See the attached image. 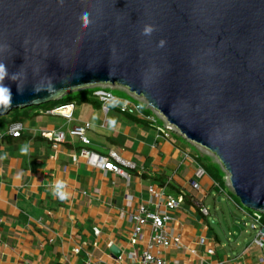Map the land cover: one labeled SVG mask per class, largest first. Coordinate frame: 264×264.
I'll list each match as a JSON object with an SVG mask.
<instances>
[{
  "label": "water",
  "instance_id": "obj_1",
  "mask_svg": "<svg viewBox=\"0 0 264 264\" xmlns=\"http://www.w3.org/2000/svg\"><path fill=\"white\" fill-rule=\"evenodd\" d=\"M0 65L12 93L0 115L123 85L215 154L240 201L264 212V0H0Z\"/></svg>",
  "mask_w": 264,
  "mask_h": 264
},
{
  "label": "crops",
  "instance_id": "obj_2",
  "mask_svg": "<svg viewBox=\"0 0 264 264\" xmlns=\"http://www.w3.org/2000/svg\"><path fill=\"white\" fill-rule=\"evenodd\" d=\"M111 89L126 95L115 94L117 99L108 106V112L94 94L83 101H71L73 109H65L72 112L71 118L52 112L57 107H28L15 114L10 111L0 115V264H87V252L95 260L101 258L111 264L112 252L107 247L110 240L123 252H142L145 240L132 244L134 222L130 213L149 199L150 184L166 187L174 195L186 193L180 207L171 211L173 220L168 224L173 239H179L183 246L162 248L165 264H264V249L254 239H246L248 230L230 228L225 236L218 234L211 227L209 216L192 199L196 197L205 204L213 189L222 192L229 188L220 162L175 130L169 136L161 133L157 127L164 120L149 105L141 102L139 111H121L125 100L140 101L124 89ZM16 121L25 125L18 137L9 132L10 124ZM86 123L90 124L89 144L67 134L55 148L53 140L43 134L53 130L68 132ZM24 144L30 145L28 155L20 154ZM83 147L101 154L116 150L143 166L144 172L129 169L131 178L127 180L120 174L90 166L84 157L74 161L73 154ZM213 163L217 168L206 171V166ZM199 167L204 168L205 174L199 179L201 189L197 190L191 180L196 179ZM220 174L224 184L219 182ZM56 181L65 183L71 194L68 200L61 202L52 196L51 186ZM128 194L133 196L131 201ZM241 208L250 215L253 227L254 212ZM217 223H221L219 218ZM247 225L245 220L244 226ZM95 226L101 229L99 235L94 232ZM151 233L152 228L146 226L145 238ZM200 237L206 238L205 244L199 242ZM76 245H82L80 254L72 252ZM209 247L214 248V254L207 252ZM123 264L139 263L126 260Z\"/></svg>",
  "mask_w": 264,
  "mask_h": 264
},
{
  "label": "built area",
  "instance_id": "obj_3",
  "mask_svg": "<svg viewBox=\"0 0 264 264\" xmlns=\"http://www.w3.org/2000/svg\"><path fill=\"white\" fill-rule=\"evenodd\" d=\"M102 84V83H100ZM98 84V85H100ZM111 86H101L94 92L102 102L103 109L108 112L109 105L116 101V95L113 93ZM131 92V91H130ZM132 93V92H131ZM148 103V102H147ZM141 102L133 103L130 100H125L120 110L123 112H134L139 111L141 108ZM148 105L152 107L149 103ZM74 103H69L66 105L59 106L52 110V112L65 115L69 118L72 117V112L65 111L66 108L71 107L73 109ZM152 109H154L152 107ZM162 117L165 116L160 113ZM163 119V118H162ZM90 124L76 125L69 129L68 132L64 130H53L44 131L43 134L49 139L53 140L54 147L57 148L60 142L65 141L67 134L71 136H78L83 144H89L90 138L87 135V130ZM25 125L21 121H16L10 124L9 132L11 135L18 137L21 136ZM161 133L165 136H169L170 132L178 128L176 125L170 123L168 119H164L163 125H158L157 127ZM178 132V131H177ZM182 134V132H179ZM184 135V134H182ZM185 136V135H184ZM186 137V136H185ZM80 157H84L87 163L97 169H102L105 171H112L114 173L124 176L127 180H130L131 174L129 169H135L139 173L144 172V167L139 166L136 162L123 157L116 150H110L106 154H101L95 150L88 147H83L80 152L73 154L72 158L74 161H78ZM205 174L203 167H199L196 171V179L191 180V185L197 189H201V183L199 181ZM149 199L147 201H142L135 211L130 213V219L134 222V229L131 234L132 244L138 240H145V247L143 251L138 253L135 250L123 252L121 254L115 255L112 251L113 263L111 264H123L126 260L129 262H137L139 264H165L166 260L161 255V249L170 246L181 247L183 244L179 239H173L172 234L168 229V224L173 220L172 210L180 207L185 199V191H181L180 194L174 195L168 193L166 187L157 186L155 184H150L148 186ZM128 200L131 201L133 196L128 194ZM195 203L200 208V211L206 215H210L209 208L198 198H192ZM254 224L253 228L256 230V235L254 237V243L264 249V224L262 223V212L254 211L253 214ZM150 226L152 228V233L149 238H145V227ZM94 232L96 235L101 233V229L97 226L94 227ZM1 241V240H0ZM199 242L201 244L206 243L205 237H200ZM115 245L113 240L107 243V247L111 248ZM194 252L196 250H193ZM74 254H80L82 252V245H76L72 248ZM209 254H214L215 250L212 247L207 249ZM87 264H106L103 259L95 260L93 255L89 252L86 253ZM214 264H223L221 261H217Z\"/></svg>",
  "mask_w": 264,
  "mask_h": 264
},
{
  "label": "rangeland",
  "instance_id": "obj_4",
  "mask_svg": "<svg viewBox=\"0 0 264 264\" xmlns=\"http://www.w3.org/2000/svg\"><path fill=\"white\" fill-rule=\"evenodd\" d=\"M93 85H95V84H93ZM100 85L101 86H111L112 88L124 89L127 92H129L130 94H132V96L137 98L140 102H143L144 104L148 105V103H147L148 101L144 98V96H137V94H135L133 92L131 93L129 91L130 89H128L127 87H125L123 85L110 84V83L109 84H103L102 83ZM90 87H94V86H91V85L81 86L78 88H74L70 91L74 92V91L83 90V89L90 88ZM153 110L156 114H158V116H160V117L162 116L159 111H157L156 109H153ZM162 118L164 120V119H166V116H165V118L164 117H162ZM176 130L178 132H181V130L179 128H177ZM185 138H187V137H185ZM189 141L193 142L197 146V148L198 147L201 148L200 150H202L203 153L210 154L213 159L219 161L218 157L215 154H213L210 150H208L207 148L203 147L201 144H199L195 141H191L190 139H189ZM220 164L222 165L221 162H220ZM225 172H226L227 184L229 185L230 184V180L228 179L229 174L226 170H225ZM220 196H221V199H219ZM205 205L210 210V215L208 217L209 223H210L211 227L213 228V230H216L218 232V234L225 236L224 233L228 232L230 228H232V230L235 228L237 231H239L240 229H243V231H244L246 229V230H248L247 233L244 234L246 239H248V241H251L252 239H254V237H255L254 233L256 230L251 225V222H252L251 217H250V215L246 214L242 210L241 207L245 208L246 210H253V209H250L249 207H247L246 205H244L240 201L239 197L235 193L231 184L229 185V188H227L226 190H222V192H218V190L213 189L206 196ZM218 218L220 219L221 223H217ZM245 220L248 222L247 226H244ZM235 222H238V224ZM213 230L211 229V235H212Z\"/></svg>",
  "mask_w": 264,
  "mask_h": 264
},
{
  "label": "trees",
  "instance_id": "obj_5",
  "mask_svg": "<svg viewBox=\"0 0 264 264\" xmlns=\"http://www.w3.org/2000/svg\"><path fill=\"white\" fill-rule=\"evenodd\" d=\"M98 89V86L97 87H92V88H86V89H83L81 91H74L72 93H68V94H64L63 96H61L60 98H51L49 100H46L44 102H40V103H37V104H31V105H28V106H25L24 108H21V107H17V108H14L12 110H10L9 112L10 113H17L18 111L20 110H23V109H26V108H37V107H44L46 109H50V108H55V107H58L60 105H64V104H68V103H71L72 100H85V99H88L89 97H92V95H94V92ZM113 93L117 94V95H126L124 92L122 91H119V90H116V89H112ZM207 168L206 171H213V168L216 169L217 168V165L216 164H211V165H207L206 166ZM219 176V182L220 184L221 183H225L224 181V176L223 174H220L218 175ZM252 212H254L255 210H250ZM262 223L264 224V212H262Z\"/></svg>",
  "mask_w": 264,
  "mask_h": 264
},
{
  "label": "clouds",
  "instance_id": "obj_6",
  "mask_svg": "<svg viewBox=\"0 0 264 264\" xmlns=\"http://www.w3.org/2000/svg\"><path fill=\"white\" fill-rule=\"evenodd\" d=\"M152 31V28H147L145 34ZM7 78V72L3 65H0V105L10 106L12 104L11 89L3 84V80ZM17 90L20 91L19 86ZM30 153V145L24 144L20 148L21 155H28ZM52 196L59 199L61 202L70 198V193L66 190V185L62 181H56L52 186Z\"/></svg>",
  "mask_w": 264,
  "mask_h": 264
},
{
  "label": "bare ground",
  "instance_id": "obj_7",
  "mask_svg": "<svg viewBox=\"0 0 264 264\" xmlns=\"http://www.w3.org/2000/svg\"><path fill=\"white\" fill-rule=\"evenodd\" d=\"M70 108H71V107H70ZM70 108H69V109H70ZM195 142H196V141H195Z\"/></svg>",
  "mask_w": 264,
  "mask_h": 264
}]
</instances>
